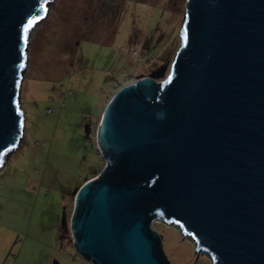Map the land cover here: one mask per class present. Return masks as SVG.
I'll list each match as a JSON object with an SVG mask.
<instances>
[{
  "label": "water",
  "instance_id": "water-1",
  "mask_svg": "<svg viewBox=\"0 0 264 264\" xmlns=\"http://www.w3.org/2000/svg\"><path fill=\"white\" fill-rule=\"evenodd\" d=\"M51 1L0 0V167L24 135L28 32ZM181 36L167 77L125 86L102 115L106 167L70 223L90 264H170L156 220L213 264H264V0H187Z\"/></svg>",
  "mask_w": 264,
  "mask_h": 264
},
{
  "label": "rangeland",
  "instance_id": "rangeland-1",
  "mask_svg": "<svg viewBox=\"0 0 264 264\" xmlns=\"http://www.w3.org/2000/svg\"><path fill=\"white\" fill-rule=\"evenodd\" d=\"M186 6L187 0L48 2L47 16L28 32L24 135L0 167V228L8 233H1L0 264H90L75 250L70 223L76 189L104 168L100 113L121 86L167 77L183 43ZM152 225L170 264H213L179 226Z\"/></svg>",
  "mask_w": 264,
  "mask_h": 264
},
{
  "label": "trees",
  "instance_id": "trees-1",
  "mask_svg": "<svg viewBox=\"0 0 264 264\" xmlns=\"http://www.w3.org/2000/svg\"><path fill=\"white\" fill-rule=\"evenodd\" d=\"M144 77H142V78H140V79H143ZM140 79H137V80H134V81H132L130 84H133V83H135V82H137L138 80H140ZM125 86H127V85H124V86H121L116 92H114V94L112 95V96H110L109 97V102L111 101V99L123 88V87H125ZM109 102H108V104H109ZM107 104V105H108ZM101 111H102V108H101ZM105 111V110H104ZM104 111L103 112H101L100 114H102L103 115V113H104ZM49 114V113H48ZM100 114L98 115V116H100ZM99 175V173L98 174H96V175H94L93 177L94 178H96L97 176ZM96 176V177H95ZM94 178H92V179H94ZM90 178H88V179H86L85 181H83L80 185H79V187L76 189V191H75V194L77 195V193H78V191L80 190V188L85 184V183H87L88 181H90L89 180Z\"/></svg>",
  "mask_w": 264,
  "mask_h": 264
},
{
  "label": "crops",
  "instance_id": "crops-1",
  "mask_svg": "<svg viewBox=\"0 0 264 264\" xmlns=\"http://www.w3.org/2000/svg\"><path fill=\"white\" fill-rule=\"evenodd\" d=\"M1 175V174H0ZM2 198H0V200H1ZM1 210V209H0ZM0 214H1V211H0ZM5 228L4 227H1L0 228V238H1V233H4V234H8V233H5ZM0 245H1V242H0ZM17 260V259H16Z\"/></svg>",
  "mask_w": 264,
  "mask_h": 264
},
{
  "label": "built area",
  "instance_id": "built-area-1",
  "mask_svg": "<svg viewBox=\"0 0 264 264\" xmlns=\"http://www.w3.org/2000/svg\"><path fill=\"white\" fill-rule=\"evenodd\" d=\"M59 96H62L61 95V92L59 93ZM47 113H52V111L51 110H49V111H47ZM99 155L101 156V157H103V155H102V153H101V151H100V149H99ZM106 167V163L104 164V168ZM103 170V169H102ZM102 172V171H101Z\"/></svg>",
  "mask_w": 264,
  "mask_h": 264
},
{
  "label": "snow or ice",
  "instance_id": "snow-or-ice-1",
  "mask_svg": "<svg viewBox=\"0 0 264 264\" xmlns=\"http://www.w3.org/2000/svg\"><path fill=\"white\" fill-rule=\"evenodd\" d=\"M32 23H33L32 21H29V26H31ZM24 31H25V33H27L28 29L26 28Z\"/></svg>",
  "mask_w": 264,
  "mask_h": 264
},
{
  "label": "clouds",
  "instance_id": "clouds-1",
  "mask_svg": "<svg viewBox=\"0 0 264 264\" xmlns=\"http://www.w3.org/2000/svg\"><path fill=\"white\" fill-rule=\"evenodd\" d=\"M70 231H71V230H70ZM70 237H71V239L73 240V238H72V233H71V236H70Z\"/></svg>",
  "mask_w": 264,
  "mask_h": 264
}]
</instances>
